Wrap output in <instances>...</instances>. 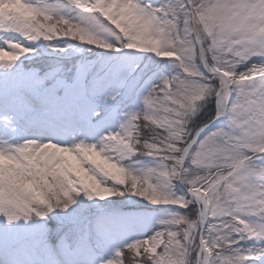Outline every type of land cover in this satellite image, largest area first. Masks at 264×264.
Wrapping results in <instances>:
<instances>
[{
    "label": "snow or ice",
    "instance_id": "6c2138e0",
    "mask_svg": "<svg viewBox=\"0 0 264 264\" xmlns=\"http://www.w3.org/2000/svg\"><path fill=\"white\" fill-rule=\"evenodd\" d=\"M0 264H264V0H0Z\"/></svg>",
    "mask_w": 264,
    "mask_h": 264
}]
</instances>
